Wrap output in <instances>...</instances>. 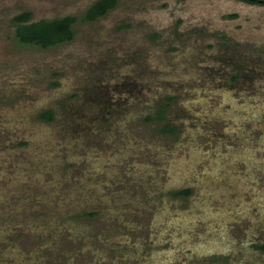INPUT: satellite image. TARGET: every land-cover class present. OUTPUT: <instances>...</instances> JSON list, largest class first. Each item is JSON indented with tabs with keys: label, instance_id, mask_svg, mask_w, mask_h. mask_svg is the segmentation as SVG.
<instances>
[{
	"label": "rangeland",
	"instance_id": "rangeland-1",
	"mask_svg": "<svg viewBox=\"0 0 264 264\" xmlns=\"http://www.w3.org/2000/svg\"><path fill=\"white\" fill-rule=\"evenodd\" d=\"M95 1L0 0V264H264V5L120 0L72 42L16 36Z\"/></svg>",
	"mask_w": 264,
	"mask_h": 264
},
{
	"label": "trees",
	"instance_id": "trees-1",
	"mask_svg": "<svg viewBox=\"0 0 264 264\" xmlns=\"http://www.w3.org/2000/svg\"><path fill=\"white\" fill-rule=\"evenodd\" d=\"M184 1V0H179ZM252 5H264V0H240ZM120 0H96L84 13L80 15L68 14L51 19L34 20L30 11H25L14 18L16 24V36L23 44H33L42 49H49L64 43L72 42L77 35V25L95 22L115 10ZM169 104H162L155 114L146 117V122H164L160 131L164 134H175L178 128L172 123H166ZM38 118L45 122L55 119L52 110L39 113ZM173 197L187 198L191 194L190 189L171 191ZM93 215V214H92Z\"/></svg>",
	"mask_w": 264,
	"mask_h": 264
}]
</instances>
